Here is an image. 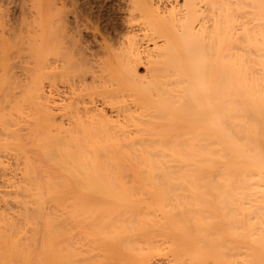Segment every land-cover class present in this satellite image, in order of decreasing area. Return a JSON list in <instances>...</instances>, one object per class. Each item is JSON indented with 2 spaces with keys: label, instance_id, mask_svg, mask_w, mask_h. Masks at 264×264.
Instances as JSON below:
<instances>
[{
  "label": "bare ground",
  "instance_id": "6f19581e",
  "mask_svg": "<svg viewBox=\"0 0 264 264\" xmlns=\"http://www.w3.org/2000/svg\"><path fill=\"white\" fill-rule=\"evenodd\" d=\"M55 1L33 66L0 61V94L35 109L29 159L0 96L26 157L15 182L0 161V264H264V0H128L140 33L95 49Z\"/></svg>",
  "mask_w": 264,
  "mask_h": 264
},
{
  "label": "rangeland",
  "instance_id": "374dc122",
  "mask_svg": "<svg viewBox=\"0 0 264 264\" xmlns=\"http://www.w3.org/2000/svg\"><path fill=\"white\" fill-rule=\"evenodd\" d=\"M21 1V0H20ZM19 0H0V61L3 59V62H4V58L3 57H5L6 59V63H4V64H7V62H8V64L10 65V67H12L11 68V70L12 71H10V73L11 74H8V72H9V70H8V72H7V74H6V72H4L6 75H7V77L8 76H11L12 75V73H14V71H15V73L17 72V71H19V70H21L22 68H25V67H31V66H33V60H32V58H30V47L31 46H33V42H34V40L36 39V37H40L38 34L40 33L41 34V30H39L38 28V25H39V21L41 20L42 21V15H43V12H44V10L46 11V9L45 8H47V7H53V8H55L54 6H56V5H58L59 3V0H57V3L58 4H56V5H51V4H53V3H55L56 1L55 0H22L21 2H20ZM39 1V2H38ZM43 1V2H42ZM49 1V2H48ZM55 1V2H54ZM65 1V0H64ZM127 1L128 0H66V2L68 3L65 7H67V10L71 7L70 6V4L72 5V7L73 8H71L70 9V14L68 13V21H69V23H68V28H69V34L71 35V36H74V38L76 39H79V40H81L80 42L83 44V45H86L87 44V46H89L90 47V49L92 48V49H95V47L98 45L97 43H96V40L97 41H99V35L96 37L97 39L95 40V37H94V34H96L97 35V33L99 32V33H107V34H105L106 36L109 34V36H110V38L112 37L113 39L114 38H117V37H119V36H121V34H123V35H125L126 33H127V30H130V28H131V30H134L136 33H140L139 31H138V28H137V21L135 20V22H132V21H130L131 23H129V21L127 20V12H126V5L128 4L127 3ZM155 1H158V3H160L161 5H163L164 6V4H166L165 6H169L172 2H173V0H155ZM47 2H48V4H50L49 6L47 5ZM51 2V3H50ZM126 2V3H125ZM167 2V3H166ZM33 3H34V5H33ZM168 3H170V4H168ZM40 4V5H39ZM126 4V5H125ZM25 5V6H24ZM38 6V7H37ZM42 8V9H40V7ZM60 6V4L57 6V9L58 8H60L59 7ZM45 7V8H44ZM69 7V8H68ZM28 8H30V9H28ZM38 8V9H37ZM51 8H49L50 9V12L52 13V15H54V13H55V11L54 10H57L56 8L55 9H53L52 11H51ZM21 9V10H20ZM48 9V8H47ZM62 9V8H61ZM66 9V8H65ZM64 9V10H65ZM75 9V10H74ZM14 10V11H13ZM17 10V11H16ZM23 10V11H22ZM33 10V11H32ZM59 10V9H58ZM71 10H74L75 12H77L76 14H77V20L75 21V19H74V17H73V15L75 14L74 13V11H72V13H71ZM5 11V12H4ZM29 11V12H28ZM39 11V12H38ZM69 11V10H68ZM81 11V12H80ZM7 12V13H6ZM38 13H40V16L39 15H37ZM81 13V14H80ZM34 14V15H33ZM42 14V15H41ZM73 14V15H72ZM86 14V15H85ZM81 15V16H80ZM23 16V17H22ZM39 16V17H38ZM84 16H86V17H88V18H86V17H84ZM126 16V17H125ZM18 17V18H17ZM26 17H27V19H26ZM34 17V18H33ZM38 17V18H37ZM41 17V18H40ZM25 20H24V19ZM36 18H37V20H36ZM39 18H40V20H39ZM55 18V17H54ZM86 18V19H85ZM9 19V20H8ZM39 20V21H38ZM82 20V21H81ZM86 20H88V21H86ZM29 21H31V22H29ZM41 21H40V23H41ZM79 21V22H78ZM128 22V24H127V22ZM20 22H22V23H20ZM54 22V21H53ZM81 22H82V24H81ZM9 23V24H8ZM78 24V25H77ZM24 25V26H23ZM33 25V26H32ZM90 25V26H89ZM7 26V27H6ZM22 26V27H21ZM35 26V27H34ZM40 26V28H41V24L39 25ZM95 26V27H94ZM24 27V28H23ZM88 27V28H87ZM126 29H125V28ZM136 27V28H135ZM6 28V29H5ZM10 28V29H9ZM75 28V29H74ZM77 28V29H76ZM80 28V29H79ZM93 28H95L94 30H93ZM2 29V30H1ZM27 29H29V31H27ZM31 29V30H30ZM40 31V32H39ZM77 33H76V32ZM80 33V34H79ZM35 34H37L38 36H36ZM33 37H32V36ZM80 37H79V36ZM93 35V36H92ZM122 35V36H123ZM15 36V37H14ZM36 36V37H35ZM108 36V37H109ZM3 37H5V38H3ZM18 40V41H17ZM78 40V41H79ZM88 40V41H87ZM115 40V39H114ZM35 41H40V39H36ZM31 42V43H30ZM18 43V44H17ZM20 43V44H19ZM34 43H36V42H34ZM40 43V42H39ZM86 43V44H85ZM99 43V42H98ZM12 44V45H11ZM28 44V45H27ZM36 44H38V43H36ZM2 45V46H1ZM11 45V46H10ZM39 45V44H38ZM37 45V46H38ZM13 46L16 48V49H14L13 48ZM19 46V47H18ZM21 46V47H20ZM10 47V48H9ZM5 48V49H4ZM9 48V49H8ZM32 48V47H31ZM97 48V47H96ZM20 49V50H19ZM24 49V50H23ZM6 51H8V53L6 52ZM4 52V53H3ZM5 53H7L6 54V56H3V55H5ZM11 53V54H10ZM15 53V54H14ZM13 54V55H12ZM1 55H2V57H1ZM12 55V56H11ZM18 55V56H17ZM10 56V57H9ZM32 56V55H31ZM8 57V58H7ZM29 57V58H28ZM2 58V59H1ZM14 58H16V59H14ZM16 62V63H15ZM17 66V67H16ZM4 67H6V68H8L6 65L4 66ZM9 67V68H10ZM1 68V67H0ZM4 69V68H3ZM2 69V70H3ZM16 69V70H15ZM5 70V69H4ZM141 72L143 71V69H141L140 70ZM0 73L2 74L3 73V71H1L0 70ZM19 72H17V74H18ZM12 78H15L14 77V75H12L11 77H10V79H12ZM13 80H15V79H13ZM19 80V79H18ZM59 79H57V81L55 80L54 82H52V86H50V91H51V97H52V99H58V97L60 98L61 96H63V95H65L64 94V92H65V90H66V83L63 81L62 82V80L61 81H58ZM11 82V81H10ZM44 83H46V81L44 80L43 81ZM57 82V83H56ZM59 83V84H58ZM55 84V85H54ZM57 84V85H56ZM44 85V89H45V87L48 85V84H43ZM57 87V88H56ZM8 90V89H7ZM5 91L4 92V95L5 96H3L2 95V93L0 94V96L2 97V98H5L4 100H2L1 101V104H2V111L4 110V114L6 115H9V118L11 117L12 118V120H10L11 121V123H10V121H9V123L11 124L10 125V131H12V132H15L14 134L17 136L16 138L18 139V141L16 142V141H14L15 142V144L17 145V144H20V143H18V142H22L21 143V145H23V146H21V148L23 147L24 148V151H25V153H27L26 151V148H28L27 146L26 147H24L25 145H30V144H28V141L26 142L25 141V137L26 138H28V136H29V138H31L32 139V141L33 142H35V138L30 134L31 133V131H29L28 129H30V130H32V126L29 124V122L30 121H34V120H32L31 118H35L33 115L31 116L30 114H32L31 112V110H35L34 108H33V106L31 107V106H29V107H31L32 109H30L29 110V108H28V106H27V104H25L26 106H19L20 107V109H19V107L17 106V105H14V106H17L16 108H18L17 109V111H13L12 109H13V106H11L10 104L13 102V104H14V102H18V103H15V104H19V102H21L20 100L21 99H23L22 98V96L20 97H18V95H19V92H17L18 93V95L16 94V93H14V94H16V96H17V98H16V96L15 95H13V91L14 90H10V91ZM15 91H17V89H15ZM14 91V92H15ZM19 91V90H18ZM57 92V93H56ZM7 94V95H6ZM56 94V95H55ZM21 95V94H20ZM54 95H55V98H54ZM8 97V98H7ZM19 98H21V99H19ZM7 99V100H6ZM14 99V100H13ZM1 100V99H0ZM17 100V101H16ZM11 101V102H10ZM5 102L7 103L6 105H4L5 104ZM4 103V104H3ZM22 103H23V101H22ZM12 104V105H13ZM3 105L4 106H7L8 108H5L4 109V107H3ZM22 105H24V103L22 104ZM9 106H11V107H9ZM12 108V109H11ZM23 108V109H22ZM28 108V110H26L25 111V109H27ZM22 109V110H21ZM7 110V111H6ZM19 110V111H18ZM8 111H9V113L11 114H9L8 113ZM23 111V113H21ZM31 111V112H30ZM16 112H17V114H16ZM24 112H25V114H24ZM3 113V112H2ZM13 113L15 114V115H17V117L15 116V115H13ZM27 113V114H26ZM35 112H33V114H34ZM26 115V116H25ZM19 116V117H18ZM21 116H22V118L23 119H29L28 121L26 120H23L22 118H21ZM28 116V117H27ZM8 117V116H7ZM31 117V118H30ZM21 119V120H20ZM31 119V120H30ZM18 121V122H17ZM28 122V123H23V122ZM31 123V122H30ZM34 123V122H33ZM33 123H31V124H33ZM23 124H29V127H26L25 125H23ZM17 125H18V127H20L21 125L23 126V127H25V128H27V132H25L26 134H25V136H23L24 135V130L26 131V129L25 128H22V126L20 127V130H19V128L17 127ZM12 126V127H11ZM31 126V127H30ZM1 128V127H0ZM18 128V129H17ZM2 129H0V139L2 140H0V142H2L3 144H2V146L4 147V149H3V151H1L2 149H0V161L1 162H3V167L5 168L7 165V167H6V169H4V171H6V172H4V173H6V176H4L5 178H7V180L9 179V178H12L13 176V178H12V181H14L15 179H16V177H18L17 179H19L20 177H21V174H22V172L21 171H23V168H21V166L23 167V160L24 159H26V157H22L23 155L24 156H27V157H29V159H31V156H32V158H33V153L34 152H32L31 150L33 149V147H29V148H31L30 150H29V152H32V153H27L26 155H25V153L24 152H21V154H22V156H20L21 154L19 153V151H17V149L16 148H14L16 151H14L13 150V147H15V145L14 146H10L11 147V152H10V147L9 146H5L6 144H7V140H6V138L4 137L5 136V134L3 135V131H1ZM18 130V131H17ZM21 131H22V133H21ZM30 132V133H29ZM2 133V134H1ZM20 133V134H19ZM19 134V135H18ZM3 135V136H2ZM20 135H21V137H24V138H21L20 137ZM28 135V136H27ZM24 141H22L21 139ZM29 138H28V140H29ZM4 139V140H3ZM20 140V141H19ZM27 140V139H26ZM31 141V140H30ZM5 142V143H4ZM26 142V143H25ZM1 144V143H0ZM1 147V146H0ZM2 147V148H3ZM6 147V148H5ZM18 148V147H17ZM22 148V149H23ZM36 149V148H35ZM13 150V151H12ZM22 151V150H21ZM8 152V153H7ZM17 152V153H16ZM19 153V154H18ZM16 154H18V155H16ZM28 154H29V156H28ZM6 155H8V156H6ZM36 155V154H35ZM14 158H12V157ZM17 156V157H16ZM21 157V158H20ZM35 157V156H34ZM10 158V159H9ZM2 159V160H1ZM8 159H9V161H8ZM20 161H19V160ZM21 159H23V160H21ZM34 159H36V158H34ZM5 160V161H4ZM15 160V161H14ZM38 161H39V158H38ZM37 161V162H38ZM5 162V163H4ZM14 164H16V166L14 165ZM38 164V163H37ZM17 166H19V167H17ZM15 167V168H14ZM13 171V172H12ZM16 176H15V175ZM19 175V176H18ZM12 176V177H11ZM3 177V178H4ZM3 178H0V181H2V179ZM16 179V180H17ZM4 180V179H3ZM9 180H11V179H9ZM6 182V181H5ZM10 183H12L11 181H9ZM15 182V181H14ZM9 184V183H8ZM0 185H1V187H0V189H1V191H6V188L8 187V185H7V182H6V185H5V183H3V184H1V182H0ZM4 186V187H3ZM4 188V189H3ZM10 189V188H9ZM7 191H8V188H7ZM0 205H1V203H0Z\"/></svg>",
  "mask_w": 264,
  "mask_h": 264
}]
</instances>
